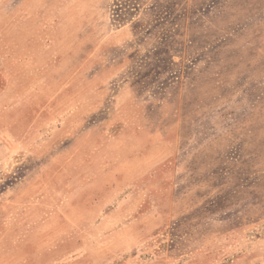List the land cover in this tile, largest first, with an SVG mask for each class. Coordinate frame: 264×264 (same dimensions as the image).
Here are the masks:
<instances>
[{"label":"rangeland","instance_id":"1","mask_svg":"<svg viewBox=\"0 0 264 264\" xmlns=\"http://www.w3.org/2000/svg\"><path fill=\"white\" fill-rule=\"evenodd\" d=\"M0 264H264V0H0Z\"/></svg>","mask_w":264,"mask_h":264}]
</instances>
